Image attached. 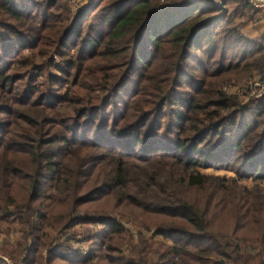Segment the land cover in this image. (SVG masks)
I'll return each mask as SVG.
<instances>
[{"label": "trees", "instance_id": "1", "mask_svg": "<svg viewBox=\"0 0 264 264\" xmlns=\"http://www.w3.org/2000/svg\"><path fill=\"white\" fill-rule=\"evenodd\" d=\"M250 11L0 0V231L19 234L0 264H264V94L223 89L264 83V33L234 22ZM110 210L159 226L125 254ZM89 225L84 254L69 244Z\"/></svg>", "mask_w": 264, "mask_h": 264}, {"label": "rangeland", "instance_id": "2", "mask_svg": "<svg viewBox=\"0 0 264 264\" xmlns=\"http://www.w3.org/2000/svg\"><path fill=\"white\" fill-rule=\"evenodd\" d=\"M64 2H66L67 6H68V10L69 13L71 15L75 14L83 5L89 3V0H63ZM253 11H256L254 9L251 8V11L249 12V14L251 13L253 17V20L251 21V23L255 24V25H259V22H255L257 15L253 14ZM247 17L241 18V19H237L235 20V25L237 27H239L242 31H244L246 28L245 25L248 24V22L250 21H246ZM245 32V31H244ZM259 84L261 86H259ZM228 85V86H227ZM263 85V88H262ZM227 87H229L232 91H236L239 92L241 95L240 96V100L244 103H246L249 99H260L256 98V95L258 96L259 94H261V96L264 94V83L259 81V77L254 74V76L252 77H244V78H237L235 80H233L232 82H230L229 84H226ZM204 174H209V175H216V176H227L230 177L231 174L229 173H225L223 171L217 172V171H213V170H205V171H201ZM245 186L249 187L251 184L250 182H246L244 183ZM104 207H110V204H105ZM10 211H14L13 208H10ZM108 217H110L113 220H116L118 222H120L125 229L128 232V240L127 242L124 244L123 246V250L125 254H128V252L130 251V248L132 245H135L137 243V239L139 235H142L146 238H152V234L155 231V229L159 226L158 223L156 222H151L148 225V229H145L144 226L142 225V223L137 220L135 217L133 216H129V215H125L122 214L121 211H109V213H106ZM5 216V212L0 211V220L4 221V222H10L11 219H4ZM75 230L77 231L75 238L72 240V242L69 244L71 245V247L74 250L77 249H81V252L86 254L88 252V246L87 244H84L82 242V240L89 234L94 235L97 232V228L93 225H89V226H77L75 228ZM58 238H60V242H64L66 241V238L68 237V235L63 234V235H58ZM19 238V234L18 232H12L10 234H6L3 231H0V240L2 241H6L8 240L11 244L14 243L17 239ZM153 241H161L162 239L160 237H153ZM243 249H247V248H243ZM250 251V250H249ZM3 257H7L9 259H11L8 256H3ZM12 260V259H11ZM13 262H15L14 260H12ZM21 262V261H19ZM19 262H15L18 263Z\"/></svg>", "mask_w": 264, "mask_h": 264}, {"label": "built area", "instance_id": "3", "mask_svg": "<svg viewBox=\"0 0 264 264\" xmlns=\"http://www.w3.org/2000/svg\"><path fill=\"white\" fill-rule=\"evenodd\" d=\"M215 4L220 5L221 4V0H212ZM244 3H246L248 6H250L252 9L256 10L258 13H260V15L262 16V19L264 21V0H240ZM228 86V85H227ZM225 86L223 89L228 91V92H232V93H236V94H240L239 92L236 91H232L229 87ZM259 86H261L259 84ZM263 88V85H262ZM241 96V95H240ZM261 97V94H259L258 96L256 95V98ZM2 259L5 261L6 264H18L13 262L11 259L7 258V257H2ZM19 264H23L22 262H19Z\"/></svg>", "mask_w": 264, "mask_h": 264}, {"label": "crops", "instance_id": "4", "mask_svg": "<svg viewBox=\"0 0 264 264\" xmlns=\"http://www.w3.org/2000/svg\"><path fill=\"white\" fill-rule=\"evenodd\" d=\"M257 17L255 22H259V25H255L253 23L248 22V24L245 25L246 28H244L245 32L241 30V32L251 39H258L260 36L264 33V21L262 19V16L260 13L257 12ZM2 246V241L0 240V248Z\"/></svg>", "mask_w": 264, "mask_h": 264}]
</instances>
